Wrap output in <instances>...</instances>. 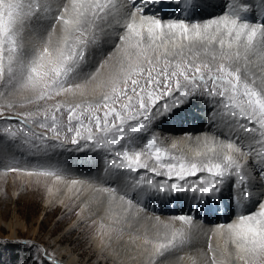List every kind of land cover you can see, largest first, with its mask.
Segmentation results:
<instances>
[{"label":"snow or ice","instance_id":"snow-or-ice-1","mask_svg":"<svg viewBox=\"0 0 264 264\" xmlns=\"http://www.w3.org/2000/svg\"><path fill=\"white\" fill-rule=\"evenodd\" d=\"M156 2L140 0L136 4V0H131L129 5L122 0L119 7L113 5L114 12H105L111 0H0V88L8 94L6 109L15 106L9 97L18 92H27L36 101L61 94L75 96L78 90L83 94L89 84L97 81L100 69L105 68L108 61H114L108 64L105 79L97 84L109 89L98 100L66 102L57 104L54 110L45 108L5 119L18 121L17 132L24 138H33L32 155L46 154L48 139L58 140L68 133L72 134V144L83 139L90 141L93 147L109 151L125 141L131 147L121 145L122 150L112 151L111 165L133 172L148 169L170 180L174 177L167 189L161 185L162 193L191 192L207 197L220 194L225 184L230 190L238 188L235 202L251 201L259 212L240 215L238 223L217 227L230 233L238 250L237 259L244 264H264V192L257 193L249 183L255 179L246 163L252 151L244 147L247 142L251 149L255 138L239 143L221 142L219 152L209 149L212 156L198 152L197 156L203 159L187 160L158 146L152 132L156 120L178 115V110L198 97L206 100L210 109L223 106L231 110L238 122L246 121L239 123L244 132L259 131V136L264 138V64L257 66L258 79L256 72L248 67L251 55L264 58V21L241 19L239 11L233 10L203 24L183 20L165 22L157 15L143 14L149 3ZM128 8L131 10L124 11ZM109 16L121 25L123 33L95 71H86L90 53L101 46L103 35H109L107 28L111 23L102 24ZM24 33L31 37L27 44L22 39ZM160 48L166 51L159 54ZM149 49L157 55H144L148 65L145 68L137 61ZM65 112L66 124L62 119ZM212 115L210 110L209 117ZM33 125L51 132L52 136L37 133ZM16 134L14 132L13 136ZM140 134H144L143 138L151 137L143 146H138L142 140ZM257 155L260 157L257 174L264 180V152ZM149 160L155 163L150 166ZM33 171L38 175L57 174L42 168ZM200 173L206 176H199ZM190 177L194 179L189 180ZM102 191L115 193L116 189ZM119 199L123 201L125 197ZM128 205L115 221V236L109 237L110 240L120 238L123 228L115 225L127 223V213L133 207L131 200ZM176 219L191 228L193 216L180 215ZM163 228L171 230L172 226L164 224ZM178 235L182 242L190 239L188 232L172 231L171 239L154 246L153 256H164L166 251L176 247ZM32 264L58 262L47 250L36 248ZM208 264H217L214 254Z\"/></svg>","mask_w":264,"mask_h":264},{"label":"rangeland","instance_id":"rangeland-1","mask_svg":"<svg viewBox=\"0 0 264 264\" xmlns=\"http://www.w3.org/2000/svg\"><path fill=\"white\" fill-rule=\"evenodd\" d=\"M110 7L111 6L106 8L105 12H107ZM159 7L162 9V4H159ZM165 9L166 11H171L172 7L171 9L166 7ZM168 20L174 19L170 18ZM168 20L165 19L163 21L167 22ZM122 33L123 28L119 27L118 34L107 53L111 52L116 47L119 34ZM22 39L27 44L31 39L30 34L24 33ZM104 39L108 40L105 35L102 38L103 42H105ZM168 47L171 48V44H169ZM164 51H166V49L160 48V50H158L159 54H163ZM107 53L100 59L99 63L105 59ZM251 63L252 62H250L249 65H251ZM97 66L98 65H95L91 71H95ZM253 68L256 69L257 65L253 64L252 69ZM256 70L258 73V69ZM108 91V88H101L100 90L91 92L88 87L87 91L83 94L78 90L76 97H73L71 94H61L41 101L34 100L27 92H18L14 96L9 97V99L14 102L15 106L6 109L7 100L5 96L8 94L3 88H0V92L4 93V95H0V113H3V115L0 116V264H32V258L36 248L47 250L58 264H190L192 259L190 251L193 249V244L188 248L185 246V243H190V241L194 239L191 234L187 242H182L178 235L176 241L177 246L166 251L164 256H153L152 254L155 245L166 243L171 239L172 231L178 230L175 229L177 225L173 223L177 221L183 227L181 231H185V223L176 219V217L190 214H183L181 212L162 211V213H159L161 210L158 209L156 220L142 218L141 216L136 217L134 214H127V223L122 224L125 229L119 239L123 242L128 241L136 245L134 252L142 251V253L139 255L133 254L130 251H111L105 248V245L101 243L102 240L100 236V230L105 220H109L111 224L114 225L115 221L122 215L125 209H116V213H113L114 215L110 217L113 222L110 218L106 219L103 214L98 213V208L94 207L96 205L89 206L86 201L88 181L92 182L95 179L91 178L90 175H84L76 171H66V169L56 166L53 162L54 159L59 158L57 152L59 149L62 151V156L67 153L76 154L72 152L73 148L79 149L82 146L92 148L91 142L80 139L78 144H72V134L68 133L67 136L62 134L58 140L48 139L46 141L47 145H49L46 154L32 155L31 142L33 138H24L21 133L17 132L18 121L14 119H5V117H15L17 114L34 112L37 110L43 111L45 108L54 110L57 104H65L66 102H94ZM57 115L59 116L60 114L57 113ZM62 119L66 124V112ZM171 124L170 122V125ZM183 125L187 126L188 124L185 123ZM33 128L37 133H41L44 136H52V133L45 129L35 125H33ZM162 130L165 132H161L160 134H155L154 132L157 141H162L164 146H167V151L169 148H172L178 153L180 150L176 149V147H172L173 142L171 140L173 138L187 140L194 135L192 131L186 130L185 128L182 130L175 129L173 125L165 127ZM83 131L84 130H82V132ZM93 131L95 132L94 127ZM14 132L17 133L15 136H13ZM169 133H173L174 135H167ZM198 133L201 132L199 131ZM84 134L86 135L87 133L84 132ZM97 135H99V133H97ZM141 137V142L144 141L146 143V140L149 139V137L143 138L144 135H141ZM93 148L99 150L96 152L97 155L99 152L103 153L104 163L107 164L105 167L101 164L103 169L102 174L100 175V180H97V182L95 181V183L100 185L103 184L102 187H98L100 189L115 188V193L111 191L108 193L117 196V192L119 191L117 182L113 179V174L109 176L108 172L110 168L114 167L110 163L113 158L112 151L117 149L122 150L121 145L114 146L112 151L105 148ZM5 151L10 153V160L7 158L5 159ZM63 151L68 152L63 153ZM79 155L84 154L79 153ZM25 156H28V160L25 159ZM116 159L117 162H119V158ZM100 162H103L102 159H100ZM100 162L98 161V163ZM66 166L70 165H65L64 167ZM101 166L99 165V167ZM39 168L45 171H54L57 174L38 175L33 169ZM95 171L97 172V170ZM147 171L146 169L142 173H147ZM30 172L31 174H29ZM136 173H139L138 170L133 174ZM106 179L110 180V184H105ZM174 179L173 177L168 181H173ZM73 180H76L77 183L74 184V189L69 190L70 185L73 184ZM125 186L129 188L128 184H125ZM254 189L256 191L258 190L256 187H254ZM228 196L231 199V194ZM258 211L259 209L255 208L248 213L255 214L256 212L258 213ZM212 212L214 216H216V213L219 214L216 210ZM152 214L156 215L155 212H152ZM197 214L198 216H205V213ZM144 216L146 217V215ZM157 217H159V219H157ZM196 217L195 215L194 218ZM232 217L233 216H227L223 224L231 223L234 218H239L237 214H235L233 218ZM196 219L200 218L197 217ZM164 224L171 225L172 229L165 230L163 228ZM207 225L216 226L217 223H209ZM145 239H147L149 243L145 244ZM208 240L209 241H205L201 248L196 246L197 250H199L198 253L202 250L205 254L203 259L206 258L209 260L213 254L216 260L218 259L217 255L226 257L222 254V251L214 249L211 236ZM209 247H211L212 251H209ZM145 249H147V251H145ZM158 258L160 260H157ZM230 260V264H244V261L237 259V254ZM217 264L224 263H221V260H217Z\"/></svg>","mask_w":264,"mask_h":264},{"label":"bare ground","instance_id":"bare-ground-1","mask_svg":"<svg viewBox=\"0 0 264 264\" xmlns=\"http://www.w3.org/2000/svg\"><path fill=\"white\" fill-rule=\"evenodd\" d=\"M103 2H107V0H103ZM123 2L131 5L130 0H123ZM121 3L122 0H111V3H109V6L111 7L109 10H107V12H114L113 5L119 7ZM139 3L140 0H136V4ZM159 4H162V9L161 7H159ZM164 7H167L169 9H171L172 7V10L166 11ZM129 10L131 9H124V11ZM233 10L239 11L241 19H246L253 22L264 21V0H157L156 3H149L144 8L143 14L157 15L162 21L172 18L174 20H183L189 23H206L212 18H219L223 14H230L233 12ZM54 13L55 8H53L52 14ZM137 15L139 16L140 14ZM108 23H111L112 25L111 27L107 28V32L109 33V35H105L108 40L104 39L105 42L102 41L100 47L92 50L89 55L88 64L85 69L86 71H91L95 65L99 64L100 59L103 58V56L110 50V47L112 46L114 39L118 34V28L121 27V25L115 23V21L113 20V16L109 17L106 22H102L104 26H107ZM131 51L135 52L138 50L131 49ZM154 54L157 55V53H154L149 49L140 55L137 62L142 64L143 67L147 68L148 65L144 60V55L154 57ZM113 62L114 61H108V63L105 65V68L100 69L97 81L88 85L89 91L94 92V90H100L101 88H104L97 86V84L105 79L108 64H111ZM250 62H252L251 65H248L250 71L256 72L257 68L252 69V65L255 64L258 66L260 64H263L264 58L259 55H251ZM241 64H244L243 60H241ZM259 75V72H256L255 78L258 79ZM77 94L78 92L75 96H72L76 97ZM210 110L213 111L212 117H209ZM230 112L231 110L225 109L223 106L214 110L210 109L206 100L196 97L193 98L190 104H187L183 109L178 110V115L173 114L172 116L156 120L152 125V132H155V134H160L161 132H165L164 130H162L163 128L169 127L171 125H173L175 129L182 130L183 128H185L186 130L192 131L194 135L189 137L187 140L176 138H173L171 140L173 144L176 145V149L180 150L179 153L172 148H169L168 150L169 154L182 156L187 160L203 159V156H197L198 152L205 153L208 156H212L213 153L209 151V149L215 148L216 151L219 152L220 149L218 145L221 142L234 140L239 143L241 140L247 141L249 138L254 137L255 139L251 144V149L248 148L247 142L244 145L246 150L252 151V156L249 157L246 163L247 166L251 168L255 179L249 181V183L253 188H258L257 193L264 192V180H261V178H259V175L257 174L259 171L258 161L260 159L257 153L264 152V143L261 142L262 140H264V138L259 136L258 131L256 133L244 132L243 129L239 127V123H246V121L238 122L237 118H234L230 114ZM170 122L172 123L171 125ZM185 123H187L188 125L184 126L183 124ZM199 131L201 133H198ZM167 135L172 136L174 134L169 133ZM150 138L151 137L149 136V139ZM157 142L159 143H157L158 146L165 149L167 148V146H164V143H162V141ZM141 143L144 144L145 142L142 141ZM122 144L125 146H130L126 145L125 141H122ZM143 144H140L138 146H143ZM97 151L99 150L93 147L87 148L86 146H82L79 149H72V152L76 154H68V151H63V153L67 154L62 156V151L61 149H59L57 151L59 158L53 160L56 166H60L66 169V171H76L79 173H83L84 175H90L91 178L95 179L92 182L88 181L86 188V201L89 206L96 205L94 207L98 208V213L103 214L106 219L114 215L113 213H116V209H128L129 200H132L133 207L127 214H134L136 215V217L141 216L142 218L144 217L146 219L156 220L155 218L157 216L158 209L161 210L159 213L165 211L190 214L191 216H193L191 228L185 224V232H188L192 235V237H194V239H192L190 243H185V246L188 248L193 244V249L192 251H190L192 255L191 262L189 261L190 264H208V259H203L205 257V254L202 250H200L202 253H198L199 250H197L196 246L201 248L205 241H209L208 238L210 236L212 238L214 249L222 251V254L226 256L223 257L217 255V260H221V263L224 264L231 263L230 259L234 257L235 254H237L238 250L233 243V239L230 233L226 229H219L217 227L219 225L218 223L223 224V221H220L216 217H218V215L219 217H222V214H224L226 217H234L235 214L240 216L242 214H247L252 209L256 208L251 201H245L241 204H237L235 202V196L238 188L230 190L228 188V185L225 184L220 194L207 197H202L198 194L194 195L191 192L171 195L167 192L162 193L159 191L161 185H163L167 189L169 184L173 182L168 181L169 178L166 176L157 175L156 173H153L148 169L147 173H142L146 169H141L138 170L139 173L133 174L134 172L131 170L117 169L115 167H112L110 168L108 175L111 176L113 174V179L117 182L119 191L117 192L116 196L114 194L104 192L102 191V189L98 188L102 187L103 184L100 185L95 183V181L97 182V180H100V175L102 174L103 169L101 164H103V167L107 166V164L104 163L103 153L99 152V154L97 155ZM79 153H83L84 155H79ZM9 154L10 153L7 151L4 152L5 159L7 158L10 160L11 156H9ZM25 159L28 160V156H25ZM100 159H102V163L100 162ZM98 161L100 163H98ZM148 163L151 166L155 162L154 160H149ZM63 165L70 166H66L68 167L66 168ZM99 165L101 167H99ZM95 170H97V172ZM198 175L206 176V173ZM188 179L192 180L191 177ZM123 183L128 184L129 188H127ZM105 184H110V180L106 179ZM72 189H74V184H71L69 187V190ZM229 194H231L232 196L231 199L228 196ZM120 196H124L125 199L121 201L119 199ZM110 207L111 213L109 214ZM215 210L219 213L215 214L216 217L212 212ZM152 212H155L156 215H153ZM197 213H205V216H198ZM144 215H146V217ZM195 215L202 221L200 219H196L197 217L194 218ZM110 219L112 221V218ZM238 222L239 219L234 218L231 223ZM209 223H217V225L208 226L207 224ZM173 224L177 225L175 229L183 230L182 225L177 221ZM115 226L122 227L123 230L125 229V227L121 224ZM100 236L102 240L101 243L105 245V248H108L111 251H130L133 254L139 255L142 253V251L134 252L136 245L132 244L131 242H123L121 239L110 240L109 237L115 236V234L113 233V224H111L109 220H105V223L100 230ZM157 260L160 259L158 258Z\"/></svg>","mask_w":264,"mask_h":264}]
</instances>
